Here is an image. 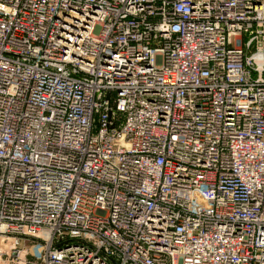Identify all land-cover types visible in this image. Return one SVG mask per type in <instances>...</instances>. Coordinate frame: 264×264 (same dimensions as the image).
I'll return each mask as SVG.
<instances>
[{
    "label": "built area",
    "instance_id": "1",
    "mask_svg": "<svg viewBox=\"0 0 264 264\" xmlns=\"http://www.w3.org/2000/svg\"><path fill=\"white\" fill-rule=\"evenodd\" d=\"M0 264H264V0H0Z\"/></svg>",
    "mask_w": 264,
    "mask_h": 264
}]
</instances>
